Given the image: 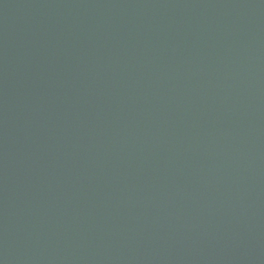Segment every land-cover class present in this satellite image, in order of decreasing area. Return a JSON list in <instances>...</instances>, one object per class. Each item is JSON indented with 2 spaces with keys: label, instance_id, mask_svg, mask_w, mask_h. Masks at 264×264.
Wrapping results in <instances>:
<instances>
[{
  "label": "water",
  "instance_id": "water-1",
  "mask_svg": "<svg viewBox=\"0 0 264 264\" xmlns=\"http://www.w3.org/2000/svg\"><path fill=\"white\" fill-rule=\"evenodd\" d=\"M0 264H264V0H0Z\"/></svg>",
  "mask_w": 264,
  "mask_h": 264
}]
</instances>
